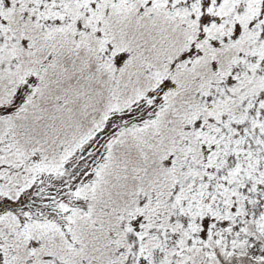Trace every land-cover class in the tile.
<instances>
[{"label": "snow or ice", "instance_id": "snow-or-ice-1", "mask_svg": "<svg viewBox=\"0 0 264 264\" xmlns=\"http://www.w3.org/2000/svg\"><path fill=\"white\" fill-rule=\"evenodd\" d=\"M0 264H264V0H0Z\"/></svg>", "mask_w": 264, "mask_h": 264}]
</instances>
